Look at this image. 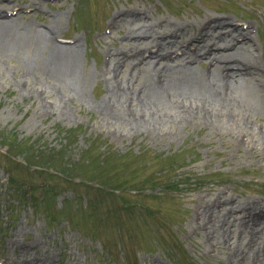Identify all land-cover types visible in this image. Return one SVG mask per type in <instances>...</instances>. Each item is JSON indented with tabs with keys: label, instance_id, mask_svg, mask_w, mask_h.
Returning <instances> with one entry per match:
<instances>
[{
	"label": "rangeland",
	"instance_id": "374dc122",
	"mask_svg": "<svg viewBox=\"0 0 264 264\" xmlns=\"http://www.w3.org/2000/svg\"><path fill=\"white\" fill-rule=\"evenodd\" d=\"M14 2L41 3L19 23L45 32L60 20L56 42L77 41L80 89L63 100L21 96L20 60L4 56L13 62L0 68V264H235L227 244L209 241L201 206L225 196L264 203L262 151L207 126L164 137L115 132L97 110L99 73L106 54L125 46L128 27L108 30L126 9L195 26L208 17L251 23L264 68V0Z\"/></svg>",
	"mask_w": 264,
	"mask_h": 264
},
{
	"label": "bare ground",
	"instance_id": "6f19581e",
	"mask_svg": "<svg viewBox=\"0 0 264 264\" xmlns=\"http://www.w3.org/2000/svg\"><path fill=\"white\" fill-rule=\"evenodd\" d=\"M14 1L0 0V68L13 62L5 55L20 60L21 96L44 102L75 94L80 89L77 41L56 42L60 20L47 21L45 32L29 21L19 23L27 19L25 10L41 9V3ZM149 13L126 9L110 21L108 32L122 24L128 28L125 46L107 53L100 68L106 83L97 105L101 121L130 136L164 137L169 131L207 126L246 140V146L264 155V68L257 59L254 25L208 17L195 26ZM4 77L0 72V80ZM233 201L225 196L201 206L209 241L220 248L227 244L235 264H264V203Z\"/></svg>",
	"mask_w": 264,
	"mask_h": 264
}]
</instances>
